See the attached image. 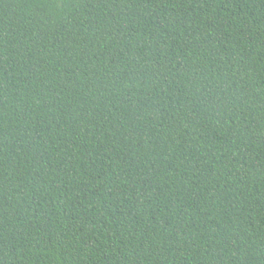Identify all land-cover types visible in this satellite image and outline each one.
<instances>
[{"label": "trees", "instance_id": "obj_1", "mask_svg": "<svg viewBox=\"0 0 264 264\" xmlns=\"http://www.w3.org/2000/svg\"><path fill=\"white\" fill-rule=\"evenodd\" d=\"M0 264H264V0H0Z\"/></svg>", "mask_w": 264, "mask_h": 264}]
</instances>
